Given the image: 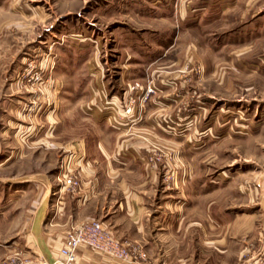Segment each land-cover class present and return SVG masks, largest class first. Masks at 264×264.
<instances>
[{"label":"rangeland","instance_id":"1","mask_svg":"<svg viewBox=\"0 0 264 264\" xmlns=\"http://www.w3.org/2000/svg\"><path fill=\"white\" fill-rule=\"evenodd\" d=\"M136 83L154 90L135 97L138 120H105L120 115ZM151 109L159 114L149 122ZM151 124L170 142L149 141L146 151L170 206L202 231L211 217L218 225L216 244L204 232L199 243L195 231L180 254L264 264V0H0V218L17 207L6 197L24 175L57 176L97 127H128L131 136ZM10 225L0 231L15 236ZM0 244L21 248L13 238Z\"/></svg>","mask_w":264,"mask_h":264},{"label":"crops","instance_id":"2","mask_svg":"<svg viewBox=\"0 0 264 264\" xmlns=\"http://www.w3.org/2000/svg\"><path fill=\"white\" fill-rule=\"evenodd\" d=\"M154 114L159 113L151 109L148 121L154 118ZM109 115H105L104 119L111 122L116 113L114 111ZM97 128L100 135L94 141L87 142L83 139L73 144L72 153L68 156L69 162L64 164V169L57 176L44 177L43 174H36L26 179L24 175L23 181L14 187L13 194L10 195L12 200L10 196L6 197L13 204L17 199L18 204L17 207L12 204L7 206L0 218V223L4 225L1 228L10 232L13 228L10 224L16 220L18 229L15 236L10 233L5 235L0 231V237L4 241L5 238H13L14 244L21 248L9 246L0 249V262L17 250L21 251L28 264H46L59 260L72 228L97 220L120 241L143 248L149 257L146 264H217L215 254H211L208 261H202L201 254L196 256V260L184 253L180 254L179 246L184 247L189 237L193 240L198 235L196 240L202 243L203 232L209 234V238L204 239L205 242L216 244L218 225L211 217L202 231L201 221L194 220L188 225L184 221V209L178 205L170 206V187H163L165 185L158 163H153L146 157L148 144L152 141H162L166 146L170 143L164 142L163 128L152 124L143 125L134 128L131 136H128V127L124 126L104 125ZM14 155L15 152H12L2 162L5 164L14 161ZM176 165L181 168L183 166L179 159ZM71 176L80 182L79 188L66 184L67 178ZM34 177L36 178L32 179ZM45 181L55 183L58 190H52L50 195ZM27 182H34L35 185L27 188ZM179 183V178H175L173 187L177 191L173 193L182 196ZM29 194H34L29 207L26 204L22 206L20 203L25 202ZM48 196L50 199L47 202ZM14 208H18L16 218L12 213ZM213 210L211 206L210 211ZM26 233L28 236L24 240L27 243L22 247V241L15 239ZM259 257L258 260L251 259L246 263L258 264L261 261V256ZM76 264L133 263L117 261L82 248L78 252Z\"/></svg>","mask_w":264,"mask_h":264},{"label":"built area","instance_id":"3","mask_svg":"<svg viewBox=\"0 0 264 264\" xmlns=\"http://www.w3.org/2000/svg\"><path fill=\"white\" fill-rule=\"evenodd\" d=\"M153 93L152 86L144 88L139 83L131 86L130 99L123 104L120 115H116L115 118L120 122L137 121L139 116L137 115L138 105L135 97H138L139 94L144 95L143 99L146 101ZM140 108H144V104ZM66 184L73 188H78L80 185L73 176L67 178ZM82 248L104 254L121 262L146 264L149 260L148 253L143 248L120 241L103 223L89 221L73 227L61 250V259L46 262V264H76L78 252ZM1 264H28V260L24 259L21 253H17L2 261Z\"/></svg>","mask_w":264,"mask_h":264}]
</instances>
